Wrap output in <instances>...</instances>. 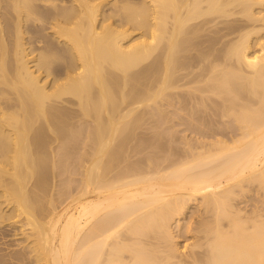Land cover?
<instances>
[{"label": "bare ground", "instance_id": "1", "mask_svg": "<svg viewBox=\"0 0 264 264\" xmlns=\"http://www.w3.org/2000/svg\"><path fill=\"white\" fill-rule=\"evenodd\" d=\"M197 45L203 66L191 73ZM187 77L199 97L224 98L228 136L195 119L192 131L214 137L164 148L155 132L123 127L135 103H196L174 95ZM255 181L264 184V0H0V225L28 240L11 255L20 264H264V211L234 204L245 191L236 186ZM182 229L195 241L180 244Z\"/></svg>", "mask_w": 264, "mask_h": 264}, {"label": "rangeland", "instance_id": "2", "mask_svg": "<svg viewBox=\"0 0 264 264\" xmlns=\"http://www.w3.org/2000/svg\"><path fill=\"white\" fill-rule=\"evenodd\" d=\"M219 25H221V24H219ZM137 32H139V31H136L135 33H137ZM207 32V31H206ZM205 32V33H206ZM213 32V31H212ZM45 33H49V35L51 34L50 32H47L46 30H45ZM207 34H211V31H210V33H209V31H208V33ZM212 34H214V33H212ZM211 34V35H212ZM211 35H209V36H211ZM216 35V34H215ZM25 36H27L28 37V35H25ZM51 36H53V33H52V35ZM13 37V36H12ZM208 38H210V37H208ZM204 39H206V38H204ZM203 40V39H202ZM223 40V39H222ZM222 40H220L217 44H215V48L214 49H212V52L213 53H215V54H218V49H219V46L221 47V49H220V51H219V53L220 52H222V53H220V54H218V55H220L219 57H222V54L224 55V53H225V48L224 49H222V47H223V44H221L222 43ZM206 41V40H205ZM202 42L203 43V45L205 46L209 41H206V42ZM223 42H224V40H223ZM202 43H200L199 44V46H203L202 45ZM43 44V43H42ZM222 46H221V45ZM39 45L41 46V44L39 43ZM198 46V45H197ZM197 46H193L192 47V49H190L191 50V52L190 51H186L185 52V54L188 52V54H189V52H190V54L188 55V59H187V64L188 63H191L190 64V69H188V67H187V69L192 73H194V71L193 70H199L200 71V69H202L201 68V66H203V64H200V62L199 61H197V60H200L201 61V59H199V58H197L196 59V56L197 57H199V56H202V55H204V54H202V52H204L205 53V51L203 50V49H201V47H200V50L199 51H197L198 49H199V46L197 47ZM203 46V47H204ZM197 47V48H196ZM196 48V49H195ZM203 50V51H202ZM206 51L207 50H209V49H205ZM213 50H217V51H213ZM201 52V53H200ZM211 52V53H212ZM183 53V52H182ZM211 53H209V58H211L212 57V55H211ZM184 54V53H183ZM183 54H181V53H179V55L178 56H181V57H183ZM184 54V55H185ZM192 54H196V55H194L193 57H192ZM198 54V55H197ZM202 54V55H201ZM187 55V54H186ZM191 55V56H190ZM218 55H216V56H218ZM154 57V55H149L148 57H146L145 59H143L141 62H140V66H142L143 67V63H144V65L146 66V64H147V62H148V64L150 63L151 64V62H152V60H153V57ZM192 57V58H191ZM195 57V58H194ZM213 57H215V55L213 54ZM189 58L190 59H193V60H196L198 63H196V61H194L193 62V60H191V61H189ZM202 58V57H201ZM63 61V59H61V62ZM189 61V62H188ZM146 62V63H145ZM201 63H203V61H201ZM147 64V65H148ZM194 64H196L197 66H195ZM187 66H189V64L187 65ZM139 67V66H138ZM137 67V68H138ZM197 67V68H196ZM186 68H185V70L186 71H188ZM191 69H193L192 71H191ZM184 70V69H183ZM180 71L179 70V72L178 73H180V72H182V73H185V71ZM197 70V71H198ZM188 71V72H189ZM196 71V72H197ZM189 72V73H190ZM204 72L206 73V72H208V70H204ZM203 72V73H204ZM153 78V77H152ZM188 78V79H187ZM186 79H184V80H182L183 82H184V84H183V82L181 83V85H186L185 87H179L181 90H180V94H178V92H179V90L177 89L176 90V87H175V89H174V93H176V94H174V95H176V96H178V97H176V98H182V96L184 97V98H186V97H192L193 98V94L194 93H196L197 92V94H194L195 96H194V98L192 99L191 97V99H188V100H185L184 98V100H183V103H188V105H189V101L190 100H192V101H194V100H196L195 102L196 103H193V102H191V104L193 103V105L192 106H185V104L184 105H182L181 106V103H177L176 102V98H173L174 99V101L176 102H174L176 105H177V107H181L180 109H178V108H174L173 107V105H170V104H168L167 102H165V98H160L161 100L163 99V101H161L159 98L156 100V101H152V100H150V101H147V102H144V101H142V103H135L134 105H136V106H134L135 107V110L136 111H134L133 112V115H132V117L131 116H129L128 117V119L130 120V121H128V119H127V123H125V124H123V127L124 126H126V128L127 127H130L131 125H133V126H131V128L133 127V129H137L136 131H138V132H144V133H150V135L151 134H153V132H155V134H160V136H158V135H156V137H158L159 138V140H158V138H156L157 139V141H159L160 143H161V145H163L164 146V148H169V147H173L172 146V144H171V142L175 145V148L176 147H178V148H180V149H182V147L183 146H185V147H183V148H186L187 147V145H189V143H191V144H194L193 142V140L195 139V142H198V141H200L201 140V138H202V140H203V138H205L204 136L205 135H207V133H209L208 131L209 130H211V131H213V130H216V131H214L215 132V136H217L218 137V135L221 133V131H220V127H221V130H222V128H224V130L226 131H224L225 132V134L228 136L229 134H227L229 131H228V129H226L225 128V121H226V119H227V123H229L228 121H229V116L228 117H226L227 115H225V117L224 116H222V113H223V111H221L220 109H222V108H218V107H220L219 105H221V104H219V103H224L223 101H224V98H222L221 96L219 97V95L218 94H216V93H214V91H212L211 90V92H210V90H209V93H208V91L206 92V94H208L209 96H207L205 93H204V95H206V97H208V98H201L202 97V95H201V93H200V95H201V97H199L198 95H199V91H192V88L194 87L193 85H194V83L193 82H195V81H189V78L190 77H187ZM186 80H188L189 81V84L187 83L188 81H186ZM147 81H149V80H147ZM181 82V81H180ZM180 82H179V84H180ZM190 82H192V84L190 83ZM208 82V81H207ZM207 82H205V83H207ZM197 83V84H196ZM195 83V85H198V82H196ZM209 83H211V82H209ZM190 86H192L191 87V90H190ZM185 90H184V89ZM188 88V89H187ZM183 89V90H182ZM212 89V88H211ZM130 90V89H129ZM173 90V89H172ZM187 90V91H186ZM190 90V91H189ZM194 90V89H193ZM171 91V90H170ZM188 92H190V93H188ZM193 93V94H192ZM178 94V95H177ZM180 95V96H179ZM199 97H197V96ZM211 95V96H210ZM74 96L75 95H72V96H69L68 95V97L70 98V99H72V98H74ZM188 97V98H189ZM210 97H211V99H210ZM77 97L75 96V98L74 99H76ZM198 98V99H197ZM201 98V99H200ZM74 99L72 100L73 102H74ZM78 99V98H77ZM187 99V98H186ZM203 99V100H202ZM209 100V104H208V100ZM160 100V101H159ZM182 100V99H181ZM220 102H219V101ZM76 101V100H75ZM159 101V102H158ZM197 101H200V102H198L197 103ZM202 101V102H201ZM206 101V102H205ZM215 101V102H214ZM218 102V104H217V102ZM162 102V103H161ZM76 103V102H75ZM159 103V104H158ZM165 103V104H164ZM168 105H170L169 107L167 106V104ZM182 103V104H183ZM207 103V104H206ZM213 103V104H212ZM214 103H215V105H214ZM146 104L148 105V106H146ZM155 104V105H154ZM161 104V105H160ZM174 104V105H175ZM210 104H212V105H210ZM152 105L153 106H158V105H160L161 107H162V109L160 108V106H156L160 111H163V112H161V116H154L153 115V113H151L152 111H151V109L152 108H154V107H152ZM163 105V106H162ZM207 105V106H206ZM208 105H209V108H208ZM213 105H214V109L212 108L213 107ZM218 107H217V106ZM77 105L76 104H74L73 105V107H75V108H77L76 107ZM79 106V105H78ZM164 106L166 107V108H164ZM195 106V107H194ZM215 106H216V108H215ZM222 106L223 107H225L223 104H222ZM137 107V108H136ZM155 107V108H156ZM171 107V108H170ZM187 107V108H186ZM191 109H190V108ZM146 108H148V109H146ZM151 108V109H150ZM154 108V109H155ZM156 108V109H157ZM169 108V109H168ZM185 108V109H184ZM78 109V108H77ZM165 111H164V110ZM169 110L168 111V113H167V111L166 110ZM175 109H177V110H175ZM183 109V110H182ZM197 109V110H196ZM212 109V110H211ZM216 109V110H215ZM224 109V108H223ZM144 110H147L146 111V113H145V111ZM151 112H150V111ZM172 110V111H171ZM191 110H193L192 112H191ZM217 110H219L220 111V113H221V115H219L218 114V112H215V111H217ZM78 111H80L81 112V110H79L78 109ZM83 111V110H82ZM174 111H176V112H174ZM79 112V113H80ZM144 113L145 114V118H144V120L143 119H141L140 121H139V124L138 125H136L135 126V123H133V122H136L135 120V113ZM150 112V113H149ZM172 112H173V114L174 113H178L179 112V114H180V116H179V114H174V115H172ZM188 112H189V114H188ZM195 112V113H194ZM210 112V113H209ZM137 113H136V115H137ZM163 113V114H162ZM166 115H165V114ZM172 115V117L173 116H175L174 118L175 119H173L172 117H171V115ZM194 113V114H193ZM216 115H215V114ZM167 114H168V117H167ZM197 114V115H196ZM224 114V113H223ZM78 115H81V117H79ZM78 115H76L75 116V118L73 119V120H76V121H78L77 123H79L80 122V124H81V122H83V120H84V122L86 123V119H87V121H88V118H89V120H91L92 118L91 117H87V118H85L84 119V117L82 116V115H84L83 114V112H81L80 114H78ZM153 115V116H152ZM164 115V116H163ZM183 115V116H182ZM195 115V116H194ZM199 115V116H198ZM202 115H203V117H202ZM166 116V117H165ZM170 116V117H169ZM179 116V117H178ZM144 117V116H143ZM156 117H158V119L156 118ZM159 117H161V119L159 118ZM165 119H164V118ZM194 117V118H193ZM202 117V118H201ZM206 117V118H205ZM208 117H209V119H208ZM83 118V119H82ZM91 118V119H90ZM163 118V119H162ZM171 118H172V121L174 120V121H176L175 123H178L179 125H176L174 122H170L169 120H171ZM191 118L193 119V121L191 120ZM204 118V119H203ZM78 119V120H77ZM135 119V120H134ZM169 119V120H168ZM195 119H197V120H201L204 124V126H203V128H205L206 126H208V124H210V128L211 127H214V129L213 128H209V126H208V128H209V130H205V129H202V130H200V128H199V130L198 129H195V131L196 130H198V131H192V129L193 128H191L190 127V125H191V123L190 122H194L195 121V123H197L196 122V120ZM190 120V121H189ZM199 120V121H200ZM209 120V121H208ZM211 120V121H210ZM214 120V121H213ZM142 121V122H141ZM159 121V122H158ZM164 123V121H165V123L163 124L162 122ZM187 122V123H185V124H183L184 122ZM200 121V122H201ZM205 121H208V122H206L205 123ZM220 121H221V123H220ZM82 123V124H84V125H87V124H85V123ZM92 122V121H91ZM167 122H168V124H167ZM199 122V123H200ZM213 122V123H212ZM90 122H88V124H89ZM128 123H130V124H128ZM133 123V124H132ZM140 123H143V124H140ZM169 123H173L171 126V128H173V129H171L170 128V126H169V128L172 130V132L177 128V131H176V133H177V137H176V135H174L175 134V131H174V133L172 134V132H171V136H174V137H171V140H170V135L168 134V132H164V130H166V127H167V125H169ZM181 123H182V125H181ZM224 123V124H223ZM81 124V125H82ZM158 124H160V126L158 125ZM166 124V125H165ZM187 124V125H186ZM190 124V125H189ZM198 124V123H197ZM207 124V125H206ZM212 124V125H211ZM216 124H218V126L216 125ZM220 124H223L222 126L220 125ZM83 125V126H84ZM142 125V126H141ZM188 125H189V129L187 128L186 129V126L188 127ZM199 125V124H198ZM206 125V126H205ZM71 126H72V124H71ZM77 126H78V124H77ZM80 126V125H79ZM166 126V127H165ZM220 126V127H219ZM176 127V128H175ZM155 128V129H154ZM159 128L161 129L160 130V132L161 133H159L158 131H159ZM163 128H165V129H163ZM175 128V129H174ZM181 130H183L182 132H180L179 131V129ZM184 128V129H183ZM216 128V129H215ZM219 128V129H218ZM155 131H154V130ZM158 129V130H157ZM157 130V131H156ZM169 130V129H168ZM170 130V131H171ZM219 130V134H216V133H218L217 131ZM199 131H201V133L199 132ZM157 132V133H156ZM198 132V133H197ZM202 132H203V134L204 135H202ZM213 132V133H214ZM164 134V136H166V138L165 137H162L163 135H161V134ZM165 133H167L168 135H166ZM170 133V132H169ZM179 133V134H178ZM222 133H223V131H222ZM221 133V134H222ZM220 134V135H221ZM224 134V133H223ZM225 134L223 135V136H225ZM200 135H202V137L200 136ZM208 135H210V134H208ZM208 135L206 136V137H208ZM211 135H214V134H212L211 133ZM209 136V138L208 139H210V137H214V136ZM219 135V136H220ZM167 136H169V138L167 137ZM183 138H182V137ZM223 136H221V137H223ZM161 137H162V141H161ZM200 139H198V138ZM164 138V139H163ZM168 139V140H167ZM173 139H175V141L173 140ZM192 139V140H191ZM205 139H207V138H205ZM154 141H156L155 140V138L153 139ZM153 140H151L152 142H153ZM170 140V141H169ZM183 141V142H182ZM159 142H156L155 143V145H157ZM167 142V143H166ZM169 142H170V146H168V144H169ZM187 142V143H186ZM165 144V145H164ZM179 144V145H178ZM154 148H156V147H154ZM161 148V147H160ZM159 148V149H160ZM177 148V149H178ZM159 149L158 148H156V149H154V150H156V151H159ZM153 150V149H152ZM161 150V149H160ZM46 163V162H45ZM44 165H45V167H46V169L44 168ZM49 163L47 162L46 164H41V166L39 165L38 166V168H37V171H46L47 169H49L50 167H49ZM42 166H43V168H42ZM39 168L41 169V170H39ZM48 171V170H47ZM245 187L244 189H245V191H243V193L241 192L240 193V195L239 196H237L238 198H235L234 200H235V202H234V204L236 203L238 206V208H242V210H243V213L244 214H247L246 212H250V213H252L254 210H257V207H258V209H260L259 207H261V210L263 209V211H264V201H263V198H264V184H261L260 182H258V181H255V182H246V184H245V182H244V185H239V186H236V190H241L243 187ZM248 187V188H247ZM250 187V188H249ZM248 190V191H247ZM242 191V190H241ZM237 199V200H236ZM196 202H198L199 203V201H198V199L197 200H195V206H193L190 210V212H189V214H186L187 215V217H188V219H190L189 217L193 214V221H195V218H196V220H197V217H199L198 216V214H197V216H196V213H192L193 211H194V209H197L196 208V206L198 207V205H196V204H198V203H196ZM263 203V204H262ZM235 207H236V205H235ZM199 208V207H198ZM255 208V209H254ZM254 209V210H253ZM192 213V214H191ZM249 213V214H250ZM264 213V212H263ZM195 214V215H194ZM185 215V216H186ZM223 220H225V223L227 222V220L226 219H223ZM222 220V221H223ZM186 222V224H187V219L185 220ZM5 222V223H4ZM3 222V224L4 225H0V241H1V239H2V241H3V244H2V242L0 243L1 245H0V255L2 254V258H4L5 259V257L4 256H6V259L4 260V259H0V264H2L3 263V261H4V264H8V262H9V260L12 262H9V264H20V263H23L22 261H17V260H15L14 258H12V254L15 252V250L17 251V250H20L21 248V250H25L26 248H25V245L27 246V243H28V240H25L22 236H20V235H15L14 234V231H13V229H12V227L10 226V225H8L7 223H9V220H6V221H4ZM216 221H214V223H215ZM217 224V223H216ZM216 224H213V225H216ZM4 226V227H3ZM6 226H9V227H6ZM187 226V225H186ZM193 226H196V221L193 223ZM185 228V227H184ZM1 230H3L2 232H1ZM183 230V229H182ZM184 231H186L185 229L182 231L183 233H182V235H180V237H178L177 238V240L179 241V243L180 244H184V242H188V243H192V241H195L194 240V238H195V235L197 234V232L195 233V231H190V232H184ZM193 232V233H192ZM11 233V234H10ZM4 236H3V235ZM9 234V235H8ZM3 236V237H2ZM19 236V237H18ZM15 237V238H14ZM7 238V239H6ZM182 238V239H181ZM22 239H24V240H22ZM21 240V241H20ZM26 241V242H25ZM6 244H5V243ZM23 242V243H22ZM7 243H8V245H7ZM19 243H21V244H19ZM24 245V246H23ZM5 246V248H3V247ZM10 246V247H9ZM1 247H2V249H1ZM17 248V249H16ZM24 248V249H23ZM5 252V253H4ZM9 252V253H8ZM3 254H5V255H3ZM6 254H9V255H6ZM8 256H9V258H8ZM11 257V258H10ZM2 262V263H1ZM26 262V261H25ZM35 264H38V263H35Z\"/></svg>", "mask_w": 264, "mask_h": 264}]
</instances>
